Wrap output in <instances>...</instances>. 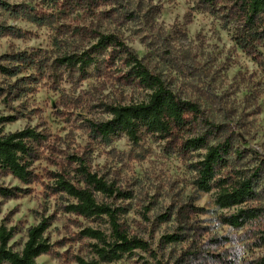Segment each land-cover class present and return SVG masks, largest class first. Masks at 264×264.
Wrapping results in <instances>:
<instances>
[{
  "label": "rangeland",
  "instance_id": "obj_1",
  "mask_svg": "<svg viewBox=\"0 0 264 264\" xmlns=\"http://www.w3.org/2000/svg\"><path fill=\"white\" fill-rule=\"evenodd\" d=\"M131 1L142 9L139 26L115 29L104 25L99 30L118 35L176 95L197 103L215 123L240 128L245 147L264 155V44L258 45V58L243 53L234 42V26H225L219 16L203 11L200 0ZM2 3L35 8L39 0H0V7ZM0 26L16 27L23 34L18 39L0 35V65H7L3 58L10 53H27L35 59L18 78L0 74V118L13 119L2 126V132L32 128L46 137L31 168V184L23 185L0 170V188L20 190L17 198L0 197V226L12 232V251L21 252L29 227L37 225L42 216L53 215L46 234L53 252L37 263L76 264L73 257H92L88 243L77 235L80 227L91 225L62 213L58 207L63 200L46 194L50 173L67 169L66 158L77 154L86 156L100 177L132 192L133 200L122 204L128 209L124 220L156 253V259L136 252L132 258L111 264H172L187 245L164 244L165 236L177 232L178 222L174 216L167 222L158 217L188 204L201 210L190 223L206 230L202 241L226 237L230 243L225 248L238 255L239 264L264 259V247L255 242L256 228L221 226L220 215L233 210H219L214 192H198L189 163L172 153L165 142L145 133H140L137 142L122 134L108 145L89 139L86 122L107 119L103 104L142 102L145 93L120 86L112 75H105L101 63L84 72L58 65L55 60L64 48L56 44L65 43L67 29L38 28L12 19L1 8Z\"/></svg>",
  "mask_w": 264,
  "mask_h": 264
},
{
  "label": "trees",
  "instance_id": "obj_2",
  "mask_svg": "<svg viewBox=\"0 0 264 264\" xmlns=\"http://www.w3.org/2000/svg\"><path fill=\"white\" fill-rule=\"evenodd\" d=\"M200 1L203 11L219 16L225 26H234V42L243 53L258 58V45L264 44V0ZM0 8L12 19L38 28L67 29L65 43L56 44L64 48L55 60L58 65L84 72L101 63L106 67L105 75H112L120 86L146 94V99L138 103L103 104L107 119L86 122L92 142L108 145L121 134L137 142L140 133L165 142L172 153L189 163L196 190L214 192V205L219 210H233L220 215V225L231 230L253 225L255 242L264 247V155L245 147V133L240 128L215 123L197 103L176 95L118 35L99 30L104 25L115 29L127 24L139 26L140 5L131 0H39L35 8L6 3ZM0 35L15 39L23 36L11 26H0ZM3 60L7 65H0V74L18 78L35 59L16 52ZM261 64L264 67V62ZM12 121L0 118V170L29 185L34 181L31 168L37 150L46 137L32 128L4 134L2 126ZM66 167L62 172L50 173L46 194L63 200L58 207L62 213L91 225L80 227L77 235L88 243L92 257L85 260L76 256L72 260L76 264H111L132 258L136 252L156 259L148 242L133 234L124 220L128 209L122 204L133 200L132 192L121 190L93 172L86 156L68 155ZM19 192L0 188V197L14 199ZM199 210L188 204L158 217L167 222L174 216L178 222L177 232L165 236L164 244L187 245L172 264H239L238 255L225 248L230 243L226 237L202 241L206 230L190 223ZM53 222V215L42 216L37 225L29 227L21 252L12 251V232L0 226V264H38V258L50 255L53 246L46 234ZM257 264H264V259Z\"/></svg>",
  "mask_w": 264,
  "mask_h": 264
}]
</instances>
